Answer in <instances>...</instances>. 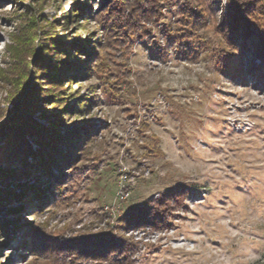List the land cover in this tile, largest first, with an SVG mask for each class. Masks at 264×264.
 I'll return each mask as SVG.
<instances>
[{"label":"rangeland","instance_id":"374dc122","mask_svg":"<svg viewBox=\"0 0 264 264\" xmlns=\"http://www.w3.org/2000/svg\"><path fill=\"white\" fill-rule=\"evenodd\" d=\"M0 127V264H264V0H0Z\"/></svg>","mask_w":264,"mask_h":264},{"label":"trees","instance_id":"16d2710c","mask_svg":"<svg viewBox=\"0 0 264 264\" xmlns=\"http://www.w3.org/2000/svg\"><path fill=\"white\" fill-rule=\"evenodd\" d=\"M128 1V0H127ZM118 2V1H117ZM123 3V2H121ZM36 28V24L33 21H30L27 23V28H26V32H24L21 35V38H17L18 39V50L17 52H15V59H17L18 61H22L23 57L27 54V53H31V51H33V46L31 47V45H33L34 43V38L31 31H33V29ZM32 43V44H31ZM42 64H47L49 66V63L47 62V60H44V62H42ZM53 65V67L51 68L53 72L55 73H48L45 75L46 79L47 78H51V79H57L60 77V75H62L63 73V67L60 68L57 64H54L53 62L51 63ZM56 65V66H54ZM30 86V77L29 75H27L26 72H22V74L20 75V81L18 82L15 92L14 94L11 95V98L9 99V103L12 105L13 107V112L14 113L16 110H19L20 112L18 113V115L16 116V118H13V115H11V117H9L6 127H12V124L15 126L14 127V131H15V135L16 137L18 136V139L20 141L24 142L23 136L26 134H34L37 133L35 131H40V129L37 127L38 124L37 123H33L30 119V116L28 115L29 113H31V108L35 105L33 103H31L33 101V97L32 96H36V94H34V92L32 91L33 95H30L27 102L21 106L20 108V101L23 98L24 94L26 93V91L28 90V87ZM55 97V96H53ZM62 99V98H60ZM54 100H56L54 98ZM31 103V104H29ZM14 120V122H13ZM2 127H0V135L3 134V130L1 129ZM12 130V129H11ZM20 136V137H19ZM54 141L51 138V142L54 143H47L46 146H43L42 142H40L39 144L41 145V149H43L42 152H39V154L34 155L35 157L34 160L36 162L35 163H29L28 159L26 158V156L20 155L18 153L17 150H15L18 146H20L21 143H15L10 147L9 152L7 153V159L8 162H13V164H20L21 165V174L20 175H15L12 177H10V179L15 178L18 179L19 176H25V178L27 176H33V175H40L37 176L39 178H43V179H47L49 185H51L54 188L60 189V179L63 177V174L61 173V169H63L62 167L65 166L64 161L62 160V158H65V155L60 156L59 158H53L51 155H48L46 157L41 156L42 153L44 152H48V149L50 150V148H52L55 144H60L61 141L57 138H53ZM73 143V142H72ZM75 145V144H74ZM57 146V145H55ZM74 146L72 145L71 148H73ZM57 148V147H56ZM49 153V152H48ZM50 154V153H49ZM57 169L59 171V174H55L53 171H51V169ZM14 172L11 171V174H13ZM54 188H52V190L54 191ZM31 191H33V195L35 197H39V195H37V190H35L34 187L29 188ZM7 195V194H6ZM134 222V221H133ZM105 250H107L105 253H113L112 248L108 247L107 249L105 248ZM104 250V251H105ZM104 253V252H103ZM102 253V254H103ZM105 256V254H104Z\"/></svg>","mask_w":264,"mask_h":264}]
</instances>
